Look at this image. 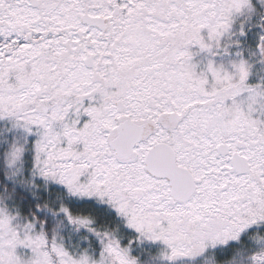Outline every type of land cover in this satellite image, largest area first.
Segmentation results:
<instances>
[{"label":"snow or ice","instance_id":"6c2138e0","mask_svg":"<svg viewBox=\"0 0 264 264\" xmlns=\"http://www.w3.org/2000/svg\"><path fill=\"white\" fill-rule=\"evenodd\" d=\"M0 264H264V0H0Z\"/></svg>","mask_w":264,"mask_h":264}]
</instances>
